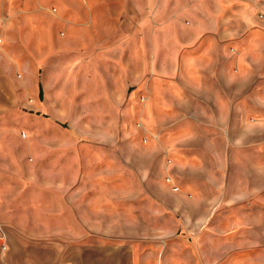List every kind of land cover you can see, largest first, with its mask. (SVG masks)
<instances>
[{
  "label": "rangeland",
  "instance_id": "374dc122",
  "mask_svg": "<svg viewBox=\"0 0 264 264\" xmlns=\"http://www.w3.org/2000/svg\"><path fill=\"white\" fill-rule=\"evenodd\" d=\"M36 2L0 26L14 77L0 264H264V36L201 37L213 22L174 0L154 23L188 59L134 69L118 46L87 49L85 4Z\"/></svg>",
  "mask_w": 264,
  "mask_h": 264
},
{
  "label": "crops",
  "instance_id": "0c3cea01",
  "mask_svg": "<svg viewBox=\"0 0 264 264\" xmlns=\"http://www.w3.org/2000/svg\"><path fill=\"white\" fill-rule=\"evenodd\" d=\"M20 1L22 6H27L33 0ZM14 2L15 0H0V26H6V23L12 19ZM48 2L62 6L85 4V20L88 28L86 46L88 50L99 52L103 51L107 44L118 46L120 59L123 58L133 68L140 67V69H149L150 71L172 69L175 67L174 63L181 58L188 59L187 56L183 57V51H175L179 53L175 54L170 46L174 43L172 35L170 36L165 32V35L163 34L164 36L159 38L156 29L157 24L154 23L158 20L168 22L172 19L174 0H37L36 4L41 6L48 4ZM186 2L188 10L185 14L190 15V20L213 22L209 27L202 26L203 30L199 32L201 37L217 38L223 33L229 37H241L244 34L264 36V24L258 25L257 23L258 14H261L264 20V0H186ZM36 11L42 12L39 8L35 9ZM27 18H24L25 21L23 20L25 23L26 21L29 22V18ZM145 20L153 22L154 26L150 30L148 38L144 37L139 23ZM240 21H244L246 27L239 35L237 26L240 25ZM100 22H120L118 26L126 28L127 31L122 30V34L113 38L107 37L94 31V28L104 25H100ZM221 25L226 27V30H222ZM225 31L227 32L225 33ZM25 34V41H28L30 33ZM5 37V30L0 31V134L5 127L8 94L14 85L13 58L8 56ZM130 46H134V51L128 53L126 48ZM259 51L264 54V45L259 48ZM229 52L231 55L237 54L233 48ZM240 54L238 52L239 56ZM262 58L264 61V56ZM37 95L38 92L35 93L34 98H37ZM2 203L0 198V226L7 233L13 225L8 217V211L4 205H1ZM3 258L4 253L0 251V259L3 260Z\"/></svg>",
  "mask_w": 264,
  "mask_h": 264
},
{
  "label": "built area",
  "instance_id": "2783aa9c",
  "mask_svg": "<svg viewBox=\"0 0 264 264\" xmlns=\"http://www.w3.org/2000/svg\"><path fill=\"white\" fill-rule=\"evenodd\" d=\"M0 241H1L0 251L2 253H4L6 251V249H7V246H6V235L2 231L1 228H0Z\"/></svg>",
  "mask_w": 264,
  "mask_h": 264
}]
</instances>
